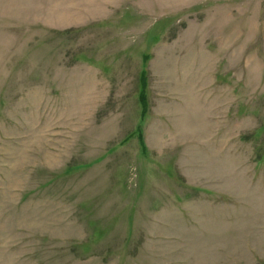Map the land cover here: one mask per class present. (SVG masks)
<instances>
[{"label": "rangeland", "instance_id": "374dc122", "mask_svg": "<svg viewBox=\"0 0 264 264\" xmlns=\"http://www.w3.org/2000/svg\"><path fill=\"white\" fill-rule=\"evenodd\" d=\"M0 264H264V0H0Z\"/></svg>", "mask_w": 264, "mask_h": 264}, {"label": "trees", "instance_id": "16d2710c", "mask_svg": "<svg viewBox=\"0 0 264 264\" xmlns=\"http://www.w3.org/2000/svg\"><path fill=\"white\" fill-rule=\"evenodd\" d=\"M141 103L143 105L144 112H146L147 111V102H146V98H145L144 94L141 95Z\"/></svg>", "mask_w": 264, "mask_h": 264}]
</instances>
